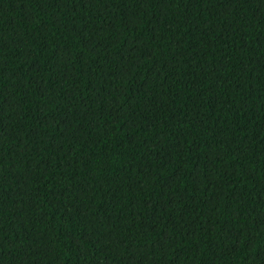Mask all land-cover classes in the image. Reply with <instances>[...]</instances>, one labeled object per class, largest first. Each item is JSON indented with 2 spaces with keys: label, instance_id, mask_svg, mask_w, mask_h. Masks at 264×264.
<instances>
[{
  "label": "trees",
  "instance_id": "trees-1",
  "mask_svg": "<svg viewBox=\"0 0 264 264\" xmlns=\"http://www.w3.org/2000/svg\"><path fill=\"white\" fill-rule=\"evenodd\" d=\"M0 264H264V0H0Z\"/></svg>",
  "mask_w": 264,
  "mask_h": 264
}]
</instances>
